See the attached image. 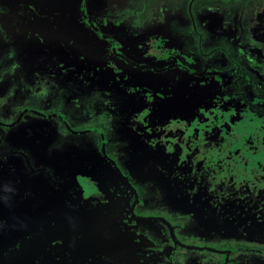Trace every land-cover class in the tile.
<instances>
[{
  "label": "rangeland",
  "instance_id": "374dc122",
  "mask_svg": "<svg viewBox=\"0 0 264 264\" xmlns=\"http://www.w3.org/2000/svg\"><path fill=\"white\" fill-rule=\"evenodd\" d=\"M188 1L0 0V87L19 121L0 141V154H28L33 159L39 148L34 145V138L25 134L28 126L34 128L35 125L21 123L33 119V115L46 116L44 126L49 133L41 152L44 154V174L40 176L46 187L45 213L38 221L39 226L58 217L63 218L61 222L70 223L69 216L87 239L95 241L119 238L129 228V232L145 231L150 251L161 253L155 255L158 257L156 264H231L232 258L236 259L235 264H264L261 251L264 248V220H255L256 217L251 216L232 221L228 218L230 212L219 213L214 208L218 204L227 208L233 206L237 209L236 214L251 215L256 209L254 206L264 199L261 194L264 193L261 192L264 190V172L259 164L252 165L251 161L240 164L239 167L245 168L242 176L235 174L232 167L210 172L208 170L214 165V147H202L190 140V144L182 143L183 148L185 151L193 148L190 154H197L195 160L204 164L200 181L203 182L206 176L210 186L202 191L183 188V175L177 165L179 155L165 153L166 149L172 148L173 144L168 143L170 135L174 136L172 132L166 133L162 125L152 122L153 134H160L167 144L165 148L156 146L154 149L151 141L147 144L144 137L147 138L148 132L143 130L137 118L139 106H131L123 89L106 76L110 56L120 60V55L125 54L139 65L140 62L156 65L150 59L138 63L137 56H143L148 48L140 52L132 47L140 45L146 34L167 36L170 39L168 45L186 50L191 44L190 36L186 34L189 28L183 15L177 16V12L188 14ZM243 1L238 5V0H196L195 8L203 16L208 12L211 23L228 24L224 31L238 37L245 33L251 16L246 15L243 19L245 28L235 25L233 17L244 13L242 11L262 7L260 0ZM227 7L235 8L230 15L225 14ZM206 30L210 34L220 33L216 29ZM247 33L249 35V31ZM230 46L232 51L235 48L246 51L238 44ZM252 49L254 53H264V46H253ZM77 56L91 57L100 65H87L90 70L86 72L87 66ZM114 61L109 63L115 65ZM129 65L138 69L132 62ZM129 65L121 62L119 67L132 71ZM141 71L149 80L159 79L153 69ZM83 72L87 73L88 81ZM123 77L128 80L124 74ZM76 98L83 106L74 116L75 110L71 109ZM3 101L0 92V104ZM63 109H70V113L64 111L66 115L60 116ZM49 115L55 118L50 120ZM0 134L3 131L0 130ZM251 156L248 154L245 159H253L259 154ZM86 172L95 175L100 185L109 188L108 196L124 206L112 212L103 207L99 213L100 207H92L95 201L82 200L78 184L86 182ZM217 178L220 185L225 186L228 182L227 188L214 190ZM124 179L133 188L122 183ZM256 185L262 186V190ZM115 186L123 190L131 187V200L126 203L129 199L126 192L114 191ZM30 192L38 198L35 194L39 191ZM219 193L223 195L222 199ZM70 200L78 205L85 204L88 210L77 209ZM36 204L31 203L29 213L35 221L39 217ZM182 245L188 249L183 250ZM235 245L242 248L235 250ZM137 248L92 257L83 264H124ZM152 256H145L146 262Z\"/></svg>",
  "mask_w": 264,
  "mask_h": 264
},
{
  "label": "flooded vegetation",
  "instance_id": "af4514ba",
  "mask_svg": "<svg viewBox=\"0 0 264 264\" xmlns=\"http://www.w3.org/2000/svg\"><path fill=\"white\" fill-rule=\"evenodd\" d=\"M195 1H188L189 4L187 5L190 8L188 14L177 12V16L183 15L184 21L187 23L186 26L189 28L186 30V34H189L191 44L186 50L179 46L168 45L170 39L167 36L146 34L140 45H132V47L135 46L140 52L141 49L145 50L148 48V50L144 51L143 56H137L138 63L150 59L156 65H144L141 62L139 65L137 61H131L125 54L120 55V60L110 56L107 58L106 66L109 71H106V76L123 89L125 96L129 98L131 106H139L140 110L137 112V118L142 123L143 130H146L149 134H146L147 138L144 137L147 144H150L149 141H151L153 149L156 146L165 148L167 144L166 141L161 139L160 134H153L151 129L152 122L156 125H162L166 133L172 132L174 136L170 135L168 138V143L173 144L172 148L164 151L168 155H173L172 153L179 155L177 165L183 175L182 187L187 189L196 188L202 191V188L206 189V187L210 186V184L206 183L209 179L205 176L203 182L200 181V177L204 174V164L202 165L195 160L197 154H190L194 151L193 148L187 149V151L184 149L185 146L182 143L190 144V140L200 144L202 147H214V165L208 170L210 172H220L223 169L232 167L235 174L242 176L245 168L239 166L247 163V161H251L252 165L255 163L259 164L264 172V53L257 54L252 49L253 46H264V36L262 35L264 32V0H260L262 3L261 8L257 7L253 11H242L244 13H240L238 17H233L236 19L235 25L244 27L243 19L246 18V15L251 16L249 18L251 22L248 23L246 28L244 27L245 33L238 35V37L232 34L228 35L224 31L228 24H216L215 21L211 23L212 19L208 16V12H206L207 15L205 16L197 12ZM238 2V5H241L244 1L238 0ZM225 9L228 10L225 14L230 15L235 8L227 7ZM92 25L95 27L94 24ZM206 28L209 30L216 29L220 33L210 34ZM247 31H249V35ZM231 44H238L244 47L246 51L236 48V50L232 51ZM206 46L209 47L207 50L204 49ZM85 58H90L91 60H85ZM77 59L83 61L86 66L100 65L99 61L91 57L77 56ZM112 59L115 60V65L109 63ZM130 61L135 66L136 64L139 65V67L136 66L138 69L131 67L129 65ZM121 62L127 63L133 70H121L119 67ZM158 62H162V64L158 65ZM145 68L153 69L158 74L159 79L149 80L141 71V69ZM86 70V72L90 70L88 66ZM83 74L88 81L87 73L83 72ZM123 74L128 80L123 77ZM181 89L185 91L181 106L168 115L160 112L157 106L161 99L168 93ZM2 90L3 87H0L1 96L4 100L0 104V130L3 131V134H0V141H3V137L5 138L12 127H16L19 122L15 119L16 112L5 101ZM77 100L76 98V102H73L71 109V111L75 110L73 111L74 116L78 114L79 108L83 106V102ZM69 110H60V116L64 114V111L68 113ZM144 110L147 112H144ZM154 114L156 117L153 118ZM33 116L39 119L33 118L22 121L20 118L21 124L31 122L35 125L34 128L28 126V132L25 134L26 137H33L34 145L39 148L33 159H30L28 154H0V264H45L44 255L42 254L33 257H23L17 254L23 245V239L33 235L35 229L38 231V229L40 230L45 226V223L39 226L38 221L44 218L45 213L44 198L46 187L42 179H40L43 173L42 162H44V154H41V152L49 130L46 125L44 126L46 116ZM49 116L50 120L55 118L54 115ZM62 119L65 120L64 117ZM176 145L178 148H175ZM183 151L185 152L183 153ZM248 154L250 158H252L251 154H259V158L254 156L253 159L248 158L246 160L245 158L248 157ZM21 163L23 166H21ZM246 165L248 166V164ZM114 167L120 168L115 164ZM249 167L251 166L249 165ZM119 170L121 171V169ZM86 175L88 176L86 182L83 185L78 184L82 200L84 199L86 202L95 201L92 207H100L99 211H97L99 213L103 207H108L110 212H112L116 208L124 206V204H118L117 200L108 196L110 194L109 188H104L100 185L95 175L89 172H86ZM122 183L131 186L125 179ZM227 183L225 186L223 183L220 185V180L217 178V185L214 186V190L221 191L227 188ZM131 187L128 190H123L120 186H115L113 190L117 192L120 190L124 191L129 198V192L133 190V187ZM263 187L256 185L259 190H262ZM35 190L39 191L35 194L38 198H35L30 192ZM261 192H264V190ZM226 196L230 197L227 194ZM219 198H223L220 193ZM129 200L131 199L129 198L126 203ZM31 203L33 205L37 203L35 205L39 214L37 222L29 216ZM70 204L73 206L76 204L75 207L79 210H88V208H85V204L78 205L73 200H70ZM229 204L235 205L232 202ZM254 207L256 209L252 210L253 213L247 216L246 214H236L237 209L233 206L227 208L221 204L214 205L216 212L225 214L230 212L228 218L232 221H241L240 219L251 216L256 217L255 220H264V199ZM117 216V218H120L119 215ZM68 218H71L70 223L66 220L61 222V219H63L61 217L54 219L50 223L62 224L74 229L86 242L105 244L127 240L129 243L118 249L86 256L79 260L70 259L69 254L65 252L67 262L63 264H83L89 258L104 257L110 253L137 246L139 248L136 249L134 254L129 255L128 261L124 264H156L158 257H155V255L161 254L150 251V247H148L149 240L146 238L148 235L145 231L140 232L139 230L137 232L136 230L129 232L131 230L129 228L119 238L105 241L89 240L73 224L72 217L68 216ZM30 223L32 225H29ZM28 226L32 227V229L28 230ZM13 227L17 231L9 233ZM150 234L152 235V232ZM160 236L158 235V237ZM61 243H63L61 239L55 240L53 246L57 248H55L53 253L47 255L49 259L55 258L53 264H62L64 255L60 251L59 245ZM182 246L183 250L188 249V246ZM237 247L241 246L235 245V250H237ZM261 251L264 253V248ZM150 254L154 256L148 257V262H146L145 256ZM232 260L231 264H235L236 259L232 258Z\"/></svg>",
  "mask_w": 264,
  "mask_h": 264
},
{
  "label": "water",
  "instance_id": "95a60500",
  "mask_svg": "<svg viewBox=\"0 0 264 264\" xmlns=\"http://www.w3.org/2000/svg\"><path fill=\"white\" fill-rule=\"evenodd\" d=\"M185 97L184 90H175L172 93H168L163 97L158 104V110L164 115L178 109L183 103ZM29 225H32L30 223ZM31 230L32 227H27ZM17 231L13 227L9 233ZM61 239L63 243L59 245L61 254H63L62 264L67 262L65 257V252L69 254V258L73 260H79L86 256L101 254L107 251L118 249L120 247L126 246L129 242L127 240L113 241L105 244H96L84 241L79 234L72 228L66 227L62 224L48 223L43 228L38 231L35 229L33 235L29 238L23 239V245L17 252L18 255L23 257H33L35 255H44L45 264H53L55 258L49 259L47 255L53 253L55 246H53L54 241ZM16 254V253H15ZM71 254V256H70Z\"/></svg>",
  "mask_w": 264,
  "mask_h": 264
}]
</instances>
